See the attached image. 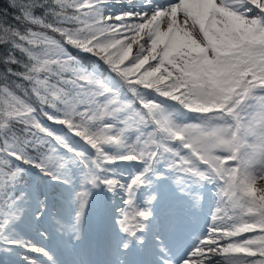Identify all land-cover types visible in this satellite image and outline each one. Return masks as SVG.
<instances>
[{
	"label": "snow or ice",
	"instance_id": "6c2138e0",
	"mask_svg": "<svg viewBox=\"0 0 264 264\" xmlns=\"http://www.w3.org/2000/svg\"><path fill=\"white\" fill-rule=\"evenodd\" d=\"M0 264H264V0H7Z\"/></svg>",
	"mask_w": 264,
	"mask_h": 264
},
{
	"label": "trees",
	"instance_id": "16d2710c",
	"mask_svg": "<svg viewBox=\"0 0 264 264\" xmlns=\"http://www.w3.org/2000/svg\"><path fill=\"white\" fill-rule=\"evenodd\" d=\"M7 6V0H0V8Z\"/></svg>",
	"mask_w": 264,
	"mask_h": 264
}]
</instances>
